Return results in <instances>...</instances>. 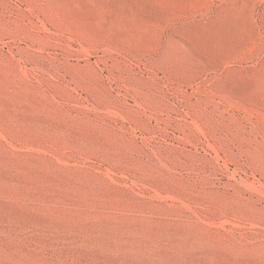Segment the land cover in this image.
Instances as JSON below:
<instances>
[{"label":"rangeland","instance_id":"rangeland-1","mask_svg":"<svg viewBox=\"0 0 264 264\" xmlns=\"http://www.w3.org/2000/svg\"><path fill=\"white\" fill-rule=\"evenodd\" d=\"M0 264H264V0H0Z\"/></svg>","mask_w":264,"mask_h":264}]
</instances>
